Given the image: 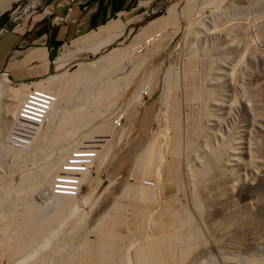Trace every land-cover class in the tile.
I'll return each mask as SVG.
<instances>
[{
	"label": "rangeland",
	"instance_id": "rangeland-1",
	"mask_svg": "<svg viewBox=\"0 0 264 264\" xmlns=\"http://www.w3.org/2000/svg\"><path fill=\"white\" fill-rule=\"evenodd\" d=\"M48 1L13 0L9 8L0 12V17L6 20L8 18L11 25H27L44 14L43 7ZM153 9V12L148 14L143 12L142 16L133 17L138 11L119 15L124 23L122 30L115 31V35L114 32L113 35L102 33L96 40L99 45L95 43L93 46H79L69 42L51 54L49 72L37 80H13L4 69H0L1 104L8 96V90L14 87L17 89L20 83L31 82L36 86L39 80L58 75L67 69L71 70L77 63L96 65L109 54L114 55L124 48H130L128 54L121 57L117 70H107L108 72L104 71L107 74H102L100 71L104 68L101 66L100 69L101 67L96 65L94 79L89 83L90 92L88 94L87 90L84 97L90 100L91 97L101 95L102 102L100 101L90 116L82 118L85 119L84 122L81 119L80 126L77 124L61 130L59 137L64 136L66 141L65 144L64 141L61 143L62 146L71 145L69 151L68 148L64 149L68 153L71 152L68 156L65 155L66 151H62L64 156L68 159L77 158L79 161L86 160V156L90 158L85 170L79 172H84L85 179L78 180L80 185L73 194L75 205L71 208V213L64 217L60 225L54 226L51 239L49 238L48 242L45 240L41 248H29L30 255L28 257L27 252L28 258L26 257L22 264H42L41 261L50 264L54 259L72 252L87 235L94 238L92 229L95 223L114 204L127 182L134 179L139 181L137 190L140 194L143 195L150 188L153 197L151 200L154 203L150 201V205H153L151 212L161 206L163 201L172 200L174 206H182L188 216L194 219L192 222L199 236L194 238V242L197 241L196 246L193 244L181 264H236V257L240 254H255V257L264 255V0H163L162 8ZM167 12L170 15L163 16ZM160 16L161 21L165 19L164 22L159 20ZM126 17L132 18L126 20ZM156 18V24H163L150 30L146 25ZM93 32L95 31L91 33ZM117 32L121 33L118 35ZM146 38L151 39L137 51V46ZM89 49H92L91 53ZM57 58L63 61L66 59L65 64L61 61L63 64L57 65ZM189 75L193 77L187 78ZM187 82L191 83L190 87L198 86L204 90L197 99L194 95L191 96L192 91L187 88ZM91 83L101 86L92 89L94 84L91 86ZM109 83H119V87L112 94L105 93L102 97L104 91H101V88L109 86ZM6 85H11L12 88L9 86L8 89ZM98 89H101V94ZM80 95L83 96L81 93L78 96ZM84 97L81 100L76 97V100H71L64 109L69 111L83 104L85 106L87 100ZM192 97H195V100ZM114 118H118V125L113 122ZM175 121L179 125L175 124ZM174 124L179 130L177 143L180 150L175 157H179L180 161L168 153ZM76 127L79 128L77 132L73 131ZM95 127L98 129L95 130ZM65 134L68 137L65 138ZM2 140L0 139V143ZM2 142L6 143L5 139ZM57 148L50 156L59 154L63 147L59 150ZM96 148L97 152L102 150L99 151L104 153L102 157H99V152L94 153ZM211 151L218 152L217 158H220L213 161V168H209V174L215 176L207 175L221 176L220 181L223 182L209 187L210 192L202 196L203 206L198 211L191 201L196 188L192 187V181L189 182L190 172L193 167L198 168L205 158L210 156ZM31 153L33 155V151ZM31 153L28 152L26 160L22 161L14 159L11 155L3 157L0 154V190H3L6 184H11L12 188L18 186L21 174L29 171L28 168L32 166ZM139 153L143 155L139 156ZM94 154L98 156H95L96 159ZM50 156L48 159L39 160V163L45 164V160L47 163ZM138 158L142 159L143 164L138 170L139 175L134 177L133 168L136 161H139ZM169 158L179 163L180 167L178 166L176 172L179 176L174 172L167 174L163 160ZM63 159L67 158L63 157L58 165L61 173L63 167L60 164L65 161ZM172 174L180 185L175 184L177 181L174 179L161 189L163 179ZM41 187L36 186V189L30 190L31 198L30 195L27 197L29 202H35L36 205L44 202L45 199L38 194ZM48 192L45 193L51 194ZM137 199L143 205L146 201V206L150 203L141 195ZM47 206L46 212L55 209L52 203ZM149 213L147 211L148 220L153 216L152 213L150 217ZM224 217H230L226 219L229 220L228 225H225L228 228H220L221 232L219 227L215 230L211 223L218 226ZM145 226L142 233L144 237L151 233L150 225ZM139 240L140 237L136 240L131 238V244L128 241L125 255L128 253L129 256L130 249L134 248L137 245L135 242L138 243ZM227 258H232L230 260L235 262L229 263ZM4 259L0 258V264L7 263Z\"/></svg>",
	"mask_w": 264,
	"mask_h": 264
},
{
	"label": "bare ground",
	"instance_id": "bare-ground-1",
	"mask_svg": "<svg viewBox=\"0 0 264 264\" xmlns=\"http://www.w3.org/2000/svg\"><path fill=\"white\" fill-rule=\"evenodd\" d=\"M12 1L13 0H0V12L5 10L6 8H9ZM168 13L169 12H167L163 16H167ZM161 17L162 16L158 17V18H160L159 19L160 21H161ZM158 18L154 19L153 21L148 22V24L146 26H148L150 30L155 29L158 26H162L163 23L162 24H160V23L156 24V22H158ZM164 20L165 19H163V21H161V22H164ZM122 26H124V23L119 18V16H117L113 20H111L109 23L102 26L99 30L98 29H96V31L94 30L95 32L91 33L90 35H87V37L79 38V40H77V43L80 46H89V45L93 46L95 43H98V45H99V42L96 41L99 38V35H102V33L112 34L113 32L115 35L116 34L115 31H119V30L121 31L123 28ZM149 29H148V31H149ZM120 33L117 32L118 35ZM136 35L138 36V34H136ZM104 42H106V40ZM100 44H102V43H100ZM129 49L124 48L121 50V52L119 51L118 53H114V55L106 54V55H108L107 58L105 57L104 59H102L103 60L102 62L99 60L100 63L96 64L99 67L102 66L104 68L103 71L101 70L100 72H102V74H104V73H106L104 71H107V70H110L109 72H111L115 69L117 70V68H119V65L121 63L120 62L122 59L121 57L123 55H124L123 57H125V54H128ZM91 50L89 51L90 53L92 52ZM86 52H88V50ZM111 54H113V53H111ZM65 60L66 59H64V61L61 59H58V65L59 64L62 65L63 62L65 63ZM61 61H63V62H61ZM96 65H88V64H84V62L77 63L75 65V67L72 68L71 70L67 69V71L65 70L64 72H61L58 75H54L52 77L43 78V79L39 80V82L37 84H35L36 86H34L31 82L20 83L17 89H15V87L12 88L11 85H6V86H8V89H9V86L12 89H9V90L7 89L9 91L8 96L5 99L3 98L4 100L2 99L3 102L0 104V139L1 140L3 138L5 139L4 134L6 133L7 129H9L11 127L13 118H14L15 113H16L17 106H18L21 98L25 94L26 90L29 87L42 88L44 90L52 92L55 95V101L53 102L49 111L47 112L44 123L42 124V126L40 128H38L36 130V133L33 136L32 143L29 147H27L25 149L15 148V147H12L6 143H3L2 141L4 139L0 143V148H1L0 154L3 157L11 155V157H13L14 159L19 160V161L20 160L21 161L26 160V154L28 152L31 153V151H33V155L31 153V155H32L31 158L28 155L29 158L31 159V160L30 159L29 160L32 163V166L30 167V165L28 164L30 167V168H28L29 171H27L25 173L23 172V174H21L22 176L20 177L21 180H20V183H18V186L14 187L15 188L14 189V188H12L11 184H10L11 187L9 186V184H6V186H4V188H3V190L2 189H1L2 191L0 190L1 191V193H0V233H1V237H0V258L2 257V259H3V257H4L7 260V263L8 262L11 264H22V263H24V261L27 257V252H29L28 257L30 255V249L32 248V246H36L39 248L45 240L48 242V239L50 238V236L52 235V233L54 231V226L58 225V224L60 225L61 224L60 222L63 221V219H64V217H66V215L68 216L69 213H71L70 212L72 210L71 208H73V205H75L73 203V201L75 200V199H73V195L70 196V195H67L65 193L53 191V187L57 188L58 187L57 185H63V184H60L63 182L58 181L59 178L61 177V175H60V177L55 178V173L57 172V169L59 167L58 165L62 161V158L63 157L68 158V157L64 156L62 151H66L65 155H67V154L69 155L71 153V152L68 153L71 145L69 147L62 146L63 144H65L66 141H64L65 140L64 136L59 137V134L62 133L61 130L65 129L67 127L68 128L70 126L74 127L77 124H79V126H80L81 119L83 117L90 116V114L93 113L92 111H94V109L96 107H98V104L103 99V98L101 99V97H100L101 95L98 97H91V98H89L90 100H87L84 97V93H86L87 90H88L87 91L88 94L90 92L91 87H90L89 83L91 82L92 78L94 79L93 76L96 72ZM102 67L100 69H102ZM135 67H136V65H135ZM190 76H192V75H189V77H187V78L190 79ZM2 78H4V77L2 76ZM120 79H122V78H120ZM0 80H2V79H0ZM4 81H5V78H4ZM119 83H120V81H119ZM119 83H116V84L119 85ZM93 84L94 83H91V86ZM96 84H99V83H96ZM109 84H110L109 86H107L108 85V83H107V85H106L107 87L105 86V88H101L102 90L98 89L99 90L98 92L100 94H101V91H104L102 97L105 95V93H107L108 95L110 93L112 94V92L116 91L117 87H119V86L112 84V83H109ZM98 86L99 85L95 86V84H94L92 89L98 88ZM100 86H99V88H100ZM190 86H191V83L187 82V88L192 91V92L190 91L192 95L190 94V92H189V94L191 96L194 95L196 97V99L198 96H200V93H202L204 91L203 89H201L202 87L200 88V87L196 86L195 88H193ZM80 93L83 94L82 97H84L87 100L85 106L83 104L82 106H84V107H82L80 105L81 107L79 106V108L76 107V109L66 111L64 108L67 105V103L71 102V100L75 101L76 97H80V99H78V100H81V98H82L81 95L78 96ZM94 93H96V92H94ZM88 94H86V95H88ZM194 98H193V100H195ZM83 101H85V100H83ZM84 120H83V122H84ZM172 123H174V122H172ZM175 124H178V122H176ZM175 124L172 126L173 136L172 135L170 136L171 141H170L169 150H168V153L170 152L172 154L171 156H173V157L178 156L177 154H179V151H180L178 148V143H177L179 130H178V126L177 125L175 126ZM83 126H85V124ZM110 126H111V124H110ZM97 127H95L96 129L95 128H93V129L97 130L98 128H100V127H98V128ZM79 128H77V127L73 128V131L77 132V130L79 131ZM93 129H91V131ZM71 130H72V128H71ZM71 130H70V132H72ZM91 131H90V133H92ZM80 132H81V130H80ZM80 132H78V133H80ZM94 132H96V131H94ZM68 133L69 132L67 131V134ZM83 134H85V133H83ZM66 137H68V135L66 136V134H65V138ZM80 137H82V136H80ZM70 138H72V137H70ZM73 138H76V137H73ZM63 141H64V143L61 144ZM78 141H77V144H78ZM167 141H169V140H167ZM79 143H81V142H79ZM77 144H76V146H78ZM101 145H103V144H101ZM60 147H63V148H61L62 150L60 149ZM56 148H57V150L60 149L59 154H55V156H52V155L50 156V154L53 153L56 150ZM67 148H68V151L64 150ZM105 148L106 147L104 146V149ZM104 149L102 147V150L105 153ZM73 150H74V148H73ZM97 150L98 149L96 148V152H94V153L97 154L101 149L98 152H97ZM211 152L212 153H209L210 156L206 157L205 160L203 161V163L200 164V166L198 168L193 167L191 169V172L189 171L191 174V177H189L191 180L189 182L192 181L194 184V186H192V187L196 188V189H194L195 191L193 192V195H192L193 197L191 196L192 200L191 199L190 200L193 201L192 205L195 206L196 210H198V211H200L201 206H203L202 205V196L204 194L207 195V193L210 192L209 191L210 186L214 187L216 185V183L218 185H220L218 182H221L220 178L222 179L221 176L211 177V176H215V175L209 174V168H210L211 164H213V161H216V159L220 158V157L217 158L218 152H216V151H211ZM72 153H73V151H72ZM104 153L99 152V154H101V155L98 154L99 157L100 156L102 157V154H104ZM96 154H94V157L95 156L98 157ZM142 155H143V153H141L139 156H142ZM48 156H50L51 158L49 160H47V163H46V160H45V164H43V162H42V164L39 163V160L42 161L43 159H48L49 158ZM168 156H169V154H168ZM94 157H92V158H94ZM96 157H95V159H96ZM177 158L179 160V157H177ZM169 159L172 160V158H169ZM169 159H164V160L167 161ZM63 160H65V159H63ZM99 160H101V159H99ZM164 160H163L164 163L162 161L161 162L164 165L166 163L165 170H167V174H168V172H169V174L173 173V172L175 174L179 169L178 168L179 163L174 159L172 161H169V162L168 161L166 162ZM221 160H220V162H221ZM141 162H142V159H139V161H136V164H134L135 165L133 168L135 171L134 177L135 176L137 177V175H139L138 170L141 167V165L143 164ZM38 164H40L41 166ZM161 167L163 168V166H161ZM211 167L213 168V166H211ZM212 168H211V170H212ZM58 170H61V169L59 168ZM161 170H163V169H161ZM62 173H63V171H62ZM78 174L81 175L80 178L82 180L85 179V178H83L84 172H83V174H80L78 172ZM174 174H172L170 176L168 175V177L163 179V181L161 182V183H163L162 184L163 187L160 184L161 189L166 187V185L168 183L170 184L174 179H175L174 181H177V182H175V184H179L178 179L176 178V176ZM207 174L211 175V176H208ZM57 176H59V174ZM173 176H175V178ZM187 178H188V175H187ZM81 179H80V181H81ZM137 180L138 179H134L132 182L131 181L127 182V184L125 185V188H123L124 190L122 191V193H120V195L117 196L118 198L115 197L116 201H114V204L111 205V207H110L111 209L109 208L108 211H106L105 214H103L98 219V221L95 223V225L92 229L93 233L95 234L94 238L87 237L88 236L87 235L82 240L78 239V241L79 240H81V241H79L80 243H78V246H75L76 248H74V250H72V252L67 253V255L65 254L64 257H61V258L59 257L56 260L54 259V261L51 262L50 264H61V262H65L66 264H129V263L130 264H181L184 261L185 256H187L189 254L188 251L190 250V248H193V246L195 245V242H197V241L194 242V238L197 237L199 232L197 233V229L193 225L192 221L194 219L192 220L190 218L191 216H188L186 210H184L182 206H179V207L174 206L173 205L174 201H172V200H171L172 202L169 200H167L166 202L163 201V204L161 201L162 205L159 206L158 208L156 207L157 209L155 211L151 212L152 206H153V205H150L151 204L150 201H152L151 200L152 192L150 191V188H148L149 191L146 190V193L144 192L143 195H142V193L140 194L139 191L137 190L138 183H139V181H137ZM61 181H63V180H61ZM36 186L37 187L42 186L41 192L38 194H40L39 197H41L42 199L43 198L45 199V200L43 199L44 202L42 204H39V205H36L35 202L34 203L29 202L28 198H27L28 195H30V190H33V188ZM218 188H220V187H218ZM34 189H36V188H34ZM49 190L52 191V195L51 194L48 195L47 193H45L46 191L48 192ZM212 191H214V190H212ZM219 191H221V190H219ZM160 192L162 193V190ZM217 192H218V190H217ZM219 193H221V192H219ZM174 194H176V193H174ZM140 195L144 198V200H148V202H150V203H148L149 207L145 205V204H147L146 201H144V203H145L144 205L140 204L138 202L137 197H140ZM30 198H31V195H30ZM49 203H52L54 205L53 207L55 209H53V211L51 210L52 212L51 211L48 212L49 211L48 209H47L48 210L47 212L45 210V207ZM152 203H153V201H152ZM226 203H227V201H226ZM147 207H148V209H147ZM150 209H151V211H150ZM147 211H148V213H149V211L151 212V214L153 213L152 219L151 218L149 220L147 219V215H148ZM223 211H225V210L223 209ZM228 212H227V214H228ZM151 214L149 213V216ZM229 214H230V212H229ZM228 218H230V217H228ZM228 218L224 217V220H222L223 222L220 220L222 222V223L220 222L221 225H219L220 224L219 222H218L219 223L218 226H215L214 223H211V224H212V226H214L213 228L215 230H217L218 227H219L218 230H220V228L222 229L223 227L228 228V227H225V225H228L227 223H229V220L226 221V219H228ZM215 223L217 224V222H215ZM146 224L147 225L149 224L151 227V233L149 235H147L148 237L147 236L144 237L142 234L144 232V230H143L144 227L146 228V226H145ZM224 228H223V230H224ZM221 231L222 230H220V232ZM219 234H221V233H219ZM142 236H143V238H141ZM52 237H54V236H52ZM136 237L137 238L140 237V240L138 241V243L135 242L137 245H135V246L133 245L134 248L130 249L129 256L127 255L128 254L127 253L126 255L128 257H126L125 250L128 249V247H127V245L129 244L128 241L131 238L132 239L134 238L136 240L137 239ZM81 238H82V236H81ZM131 242H130V244H131ZM35 250L37 251L39 249H35ZM248 254H246L247 256L246 255L240 256L241 255L240 254L239 255L240 258H239V256L236 257V259L238 260L236 262L234 260H230L232 258H229V259L227 258L229 260L227 262H229V263L235 262L236 264H238V263L239 264H264V255L259 256V257H257V256L255 257L254 256L255 254H253V256L252 255L249 256L250 254L249 255ZM227 255H228V253H227ZM42 257H44V256H42ZM223 257H225V256H223ZM44 258H46L45 260L48 259L47 257H44ZM44 258H41V259L43 260ZM128 258H129V260H128ZM233 258H235V257H233ZM45 260H43V261H45ZM199 260H201V259H199ZM41 263L45 264L42 261H41Z\"/></svg>",
	"mask_w": 264,
	"mask_h": 264
},
{
	"label": "crops",
	"instance_id": "crops-1",
	"mask_svg": "<svg viewBox=\"0 0 264 264\" xmlns=\"http://www.w3.org/2000/svg\"><path fill=\"white\" fill-rule=\"evenodd\" d=\"M162 5L163 0H49L44 14L27 25H11L8 18L0 17V29H7L0 34V69L13 80H37L49 72L51 54L69 42L79 45L77 39L119 15L138 11L133 17L142 16L149 6L160 9Z\"/></svg>",
	"mask_w": 264,
	"mask_h": 264
},
{
	"label": "built area",
	"instance_id": "built-area-1",
	"mask_svg": "<svg viewBox=\"0 0 264 264\" xmlns=\"http://www.w3.org/2000/svg\"><path fill=\"white\" fill-rule=\"evenodd\" d=\"M149 8L144 10L146 14L153 12L154 10L152 7ZM6 31V28H1L0 34L5 33ZM151 38H146L137 46L136 50L140 51L148 44ZM54 101L55 95L52 92L38 87H29L17 106L11 127L5 134L6 144L19 149L29 147L36 130L44 123L46 114ZM113 122L118 125V118H114ZM81 157L83 158L84 156ZM86 157V160L84 161H79L77 158H67L61 164L63 167V173L57 169L55 178L60 177L61 175L58 181L63 182L60 183L63 185H57V188L53 187V191H58L71 196L78 190L80 185L78 181L80 178L78 172L85 170V166L90 161V158ZM64 163L68 166H65ZM58 174L59 176H57ZM49 192L52 194V191L49 190Z\"/></svg>",
	"mask_w": 264,
	"mask_h": 264
}]
</instances>
